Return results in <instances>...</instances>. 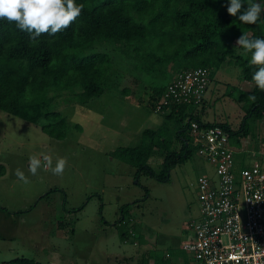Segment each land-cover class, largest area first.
<instances>
[{
	"label": "rangeland",
	"instance_id": "obj_1",
	"mask_svg": "<svg viewBox=\"0 0 264 264\" xmlns=\"http://www.w3.org/2000/svg\"><path fill=\"white\" fill-rule=\"evenodd\" d=\"M100 49L109 63L104 90L84 102L62 90L53 104L67 125L63 137L40 127L45 118L31 123L0 110V261L23 256L42 264H140L143 254L169 252L191 236L184 225L197 214L195 178H214L209 162L193 151L168 169L166 179L157 180L135 174L131 165L108 154L138 143L144 128L172 124L175 114L152 110L147 98L177 69L161 68L162 76L154 78L116 45L103 43ZM227 58L213 70L202 103L193 107L200 120L223 121L235 129L243 112L235 96L249 82L241 78L233 57ZM257 126L242 140L257 139ZM34 154H50L53 166L57 158H66L63 175L46 168L31 175L29 157ZM162 154L153 147L145 160L155 173L161 172ZM238 157L234 152V168L241 162ZM17 168L28 183L16 177ZM125 202L130 205L121 219L119 207Z\"/></svg>",
	"mask_w": 264,
	"mask_h": 264
},
{
	"label": "trees",
	"instance_id": "obj_2",
	"mask_svg": "<svg viewBox=\"0 0 264 264\" xmlns=\"http://www.w3.org/2000/svg\"><path fill=\"white\" fill-rule=\"evenodd\" d=\"M256 1L264 4V0H243L237 17L248 7V3ZM76 2L82 3L84 8L68 29L55 36L44 34L36 41L30 40L29 33L19 30L14 23L0 20L1 111L31 123L45 118L47 120L41 122L40 127L49 135L63 137L67 125L53 104L61 98L62 90H66L65 93L71 94L70 98L77 102H84L104 90L109 63L100 45L111 43L132 58L136 68L154 78L161 77V68L167 67L179 70L207 66L211 76L225 57L228 56L229 61L232 56V63L239 67L241 78L249 82V87L239 89L235 96L243 111L235 129L229 128L223 121L200 120L194 107L185 103L161 106L158 111L167 109L165 114H175L171 125L162 121L156 128H144L138 143L117 146L108 151L111 157L131 165L135 174L142 172L164 180L170 167L189 157L194 151L188 134L191 119L202 125L222 126L228 132L231 143L236 144L237 137L247 134L253 128V121L263 117L264 91L259 90L252 80L257 66L250 63L251 53L236 45V41L242 34L249 39L264 38V11L256 24H244L227 13L229 0ZM235 48L241 52L234 54ZM172 76L173 73L170 78ZM170 78L151 88L147 104L152 110ZM75 88L78 90L74 91ZM252 95L257 97L255 102L249 99ZM49 117L52 119L48 120ZM153 147L163 151L159 173L152 171L145 161ZM129 205V202L120 205L119 218L126 216L124 214ZM152 257V264H162L157 259L160 257L158 254L154 253ZM141 262L146 264V257L141 256ZM0 264L42 263L15 256L1 260Z\"/></svg>",
	"mask_w": 264,
	"mask_h": 264
},
{
	"label": "built area",
	"instance_id": "obj_3",
	"mask_svg": "<svg viewBox=\"0 0 264 264\" xmlns=\"http://www.w3.org/2000/svg\"><path fill=\"white\" fill-rule=\"evenodd\" d=\"M210 68L198 66L177 70L164 84L153 110L163 105L201 103ZM190 142L214 172V178L198 175L197 214L184 227L191 236L180 243L188 264H264V137L252 145L218 124L202 125L191 119ZM251 151L252 160L233 166L234 152ZM251 159V158H250Z\"/></svg>",
	"mask_w": 264,
	"mask_h": 264
},
{
	"label": "clouds",
	"instance_id": "obj_4",
	"mask_svg": "<svg viewBox=\"0 0 264 264\" xmlns=\"http://www.w3.org/2000/svg\"><path fill=\"white\" fill-rule=\"evenodd\" d=\"M243 0H229L227 13L233 17L241 12ZM84 5L76 0H0V20L14 23L21 31L29 33V38L36 41L44 34L55 36L57 33L68 29L81 15ZM264 9L260 3L250 2L238 20L244 24H256ZM236 45H239L251 53L250 63L257 66L252 75L256 87L264 91V38L249 39L241 35ZM253 102L257 100L255 95L249 97ZM67 159L59 157L53 166V157L50 154L29 157L28 171L36 175L38 169H49L54 175H63L67 166ZM16 177L28 183V177L20 168L15 170Z\"/></svg>",
	"mask_w": 264,
	"mask_h": 264
},
{
	"label": "crops",
	"instance_id": "obj_5",
	"mask_svg": "<svg viewBox=\"0 0 264 264\" xmlns=\"http://www.w3.org/2000/svg\"><path fill=\"white\" fill-rule=\"evenodd\" d=\"M256 124L257 125L259 124V126H257L258 134L264 135V120L262 118L259 119L257 122H254L253 126L256 125ZM242 136L243 135L239 136V138H241ZM253 144H254V141H252V145ZM238 153H239V157L238 158L241 161L250 160L251 154H253V152H251V151H249V152H247V151H238ZM246 159H248V160H246ZM114 221H115V219L111 220V224L110 225H112ZM113 225H115V224H113ZM154 253H156V254H158L160 256V257H157V259L159 260V262H162V264H165V263L166 264L167 263L168 264H178V261H181L182 264H188V258L189 257H188L187 252H185L183 249H181L180 246H178V245L175 246V247H171V250H169V252H166V250H162V251L153 252L152 254H148V255L143 254V257H146V259H147V263L146 264H152V261H153L152 260V258H153L152 256L154 255Z\"/></svg>",
	"mask_w": 264,
	"mask_h": 264
}]
</instances>
